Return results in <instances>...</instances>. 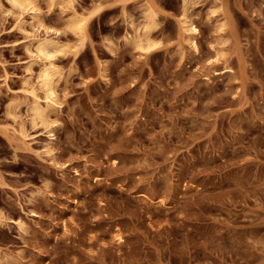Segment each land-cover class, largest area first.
Wrapping results in <instances>:
<instances>
[{
    "label": "clouds",
    "instance_id": "obj_1",
    "mask_svg": "<svg viewBox=\"0 0 264 264\" xmlns=\"http://www.w3.org/2000/svg\"><path fill=\"white\" fill-rule=\"evenodd\" d=\"M0 264H264V0H0Z\"/></svg>",
    "mask_w": 264,
    "mask_h": 264
}]
</instances>
